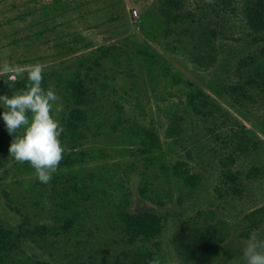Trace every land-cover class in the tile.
<instances>
[{
  "label": "rangeland",
  "instance_id": "1",
  "mask_svg": "<svg viewBox=\"0 0 264 264\" xmlns=\"http://www.w3.org/2000/svg\"><path fill=\"white\" fill-rule=\"evenodd\" d=\"M174 1L0 0V81L40 64L64 128L45 184L0 119V264H148L144 247L151 264H242L264 238V84L241 70L264 29L245 0ZM150 213L153 235L125 222Z\"/></svg>",
  "mask_w": 264,
  "mask_h": 264
},
{
  "label": "clouds",
  "instance_id": "2",
  "mask_svg": "<svg viewBox=\"0 0 264 264\" xmlns=\"http://www.w3.org/2000/svg\"><path fill=\"white\" fill-rule=\"evenodd\" d=\"M10 85L26 75L25 86L11 96L0 95V119L12 136L8 153L18 163H28L41 183H48L63 159L60 136L64 131L59 119L63 106L53 88L42 86L44 69L40 64L23 71L5 66ZM242 264H264V238L251 235L243 243Z\"/></svg>",
  "mask_w": 264,
  "mask_h": 264
},
{
  "label": "trees",
  "instance_id": "3",
  "mask_svg": "<svg viewBox=\"0 0 264 264\" xmlns=\"http://www.w3.org/2000/svg\"><path fill=\"white\" fill-rule=\"evenodd\" d=\"M245 15H246V21L248 25L255 30H263L264 29V0H245ZM175 3V4H174ZM176 7V2L174 0H160V6L162 8L163 12H166L167 15H169L168 10L171 8L170 6ZM168 8V9H167ZM202 40L206 45H209V41L205 35H203ZM191 55V54H190ZM194 62L196 66H199L200 68H203V65L197 57L190 58V62ZM250 63H256L257 67H253L250 65ZM244 65L246 67H242L241 70H247L248 74H246V77L248 79V84L251 82L256 83L257 85L264 84V49L263 52L258 53L257 55L250 56L248 59L244 61ZM251 67V68H250ZM250 68V69H249ZM240 70V71H241ZM192 84V82H190ZM0 86H3L2 88H7L10 86V82L7 79H3V81H0ZM81 91L82 95L86 94L88 91V87L81 82ZM189 98H191L192 95L191 92L188 93ZM76 114L74 115L77 119H80L82 116V111L80 109H76ZM75 125L71 124V127H74ZM227 178L234 181L236 176L229 172L226 175ZM238 190V189H236ZM159 214L150 213V214H126L125 216V222L126 224L133 226L136 224L139 226V229L143 234L146 236L153 235L155 232L154 225L153 227L151 225H144V220L146 217H149L153 223H155L157 217ZM156 217V218H155ZM142 226V227H141ZM155 258V254L151 251H149L146 247L143 248L141 253V259L142 261L151 264V260ZM140 262V261H139Z\"/></svg>",
  "mask_w": 264,
  "mask_h": 264
}]
</instances>
